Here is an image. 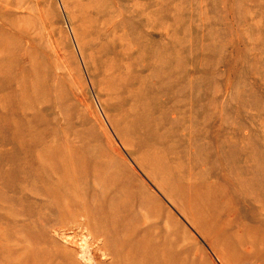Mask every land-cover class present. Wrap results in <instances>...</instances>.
Listing matches in <instances>:
<instances>
[{
	"label": "rangeland",
	"instance_id": "rangeland-1",
	"mask_svg": "<svg viewBox=\"0 0 264 264\" xmlns=\"http://www.w3.org/2000/svg\"><path fill=\"white\" fill-rule=\"evenodd\" d=\"M0 264H264V0H0Z\"/></svg>",
	"mask_w": 264,
	"mask_h": 264
}]
</instances>
